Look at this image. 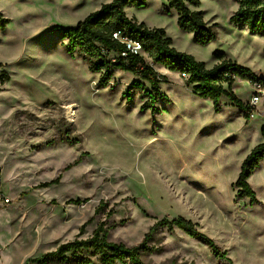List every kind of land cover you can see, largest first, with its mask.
<instances>
[{"label": "rangeland", "instance_id": "obj_1", "mask_svg": "<svg viewBox=\"0 0 264 264\" xmlns=\"http://www.w3.org/2000/svg\"><path fill=\"white\" fill-rule=\"evenodd\" d=\"M110 1L0 0L9 19L0 25V174L12 200L0 207V264H27L92 236L100 224L110 240L137 245L156 221L179 216L196 222L229 259L180 229L160 228L144 261L264 264V160L249 178L256 201L234 186L243 160L264 140V93L247 117L227 97L216 110L193 93L186 74L158 64L166 98L154 107L143 109L151 86L135 84L141 80L131 72L111 67L102 85L105 70L94 72L88 58L69 52L60 27ZM238 7L237 0H201L205 21L217 24L208 44L180 28L167 0L127 10L164 28L178 50L208 67L219 50L264 75V35L230 22ZM234 91L248 105L255 88L237 78Z\"/></svg>", "mask_w": 264, "mask_h": 264}, {"label": "trees", "instance_id": "obj_2", "mask_svg": "<svg viewBox=\"0 0 264 264\" xmlns=\"http://www.w3.org/2000/svg\"><path fill=\"white\" fill-rule=\"evenodd\" d=\"M148 1L111 0L103 3L99 9L88 14L77 24L60 27L63 38L67 39L68 51L71 53L78 51L88 58L92 71L105 70L101 79L104 86L112 78L111 67L137 76L141 81H136L135 84L142 85V81L149 83L151 90H145L149 97L144 102L143 109L154 107L158 96L166 98L160 89V84L166 81V76L156 71L154 64H158L171 71L186 74L188 76L186 84L192 88L193 93L211 100L216 110L220 107L221 98L227 97L242 110H247L246 116L249 117V113L253 110L236 95L234 91L236 79L247 78L252 83L258 81L264 87V77L255 74L249 67L239 64L219 50L213 53L216 63L208 67L204 61L196 59L192 54L178 50L164 28H151L144 22L140 23L135 18L129 17L126 11L128 6L145 8L148 6ZM167 1L168 9L173 8L177 11L180 28L194 33L196 42L208 44L216 39L217 24H209L205 21L204 11L200 9L201 0ZM237 2L239 7L230 17V22L235 26H245L252 33L264 35V0H237ZM8 21L9 19L0 12V25L5 26ZM115 32H120L132 41L139 42L151 62L143 53L132 52L126 43L114 38ZM111 53L117 54L116 61L108 59ZM261 133L264 137V126ZM263 160L264 140L256 145L242 162L239 177L234 184L239 196H248L252 201L257 200L249 178ZM59 178L54 181H58ZM160 228L180 229L208 245L217 257L229 259L227 251L218 246L207 234L201 232L196 222L179 216L172 220L156 221L142 241L133 246L110 240L108 230L100 224L92 236L63 242L55 250L46 252L40 257H34L30 262L46 264L51 260H57L62 263L76 264H118L120 262L150 264L143 260L142 254L149 250L148 241ZM30 262L27 264H31Z\"/></svg>", "mask_w": 264, "mask_h": 264}, {"label": "built area", "instance_id": "obj_3", "mask_svg": "<svg viewBox=\"0 0 264 264\" xmlns=\"http://www.w3.org/2000/svg\"><path fill=\"white\" fill-rule=\"evenodd\" d=\"M113 36L114 38L126 43L128 49L131 50L132 52L139 53L140 50L142 49V45L139 42L132 41L128 37L122 35L120 32H115ZM252 84L255 88V92L253 93L251 100L248 102V105H249L248 107L250 108H253L258 105L260 97L264 93V87L260 82L254 81ZM11 202H12L11 198L4 191L2 187V178L0 174V207L7 206Z\"/></svg>", "mask_w": 264, "mask_h": 264}, {"label": "crops", "instance_id": "obj_4", "mask_svg": "<svg viewBox=\"0 0 264 264\" xmlns=\"http://www.w3.org/2000/svg\"><path fill=\"white\" fill-rule=\"evenodd\" d=\"M130 7H131V6H128V7L126 8L127 14H128V10H127V9H129ZM215 63H216V62H215ZM215 63H214V64H215ZM50 251H51V250H50Z\"/></svg>", "mask_w": 264, "mask_h": 264}, {"label": "bare ground", "instance_id": "obj_5", "mask_svg": "<svg viewBox=\"0 0 264 264\" xmlns=\"http://www.w3.org/2000/svg\"><path fill=\"white\" fill-rule=\"evenodd\" d=\"M74 111V110H73ZM72 110H70V113L73 112Z\"/></svg>", "mask_w": 264, "mask_h": 264}, {"label": "water", "instance_id": "obj_6", "mask_svg": "<svg viewBox=\"0 0 264 264\" xmlns=\"http://www.w3.org/2000/svg\"><path fill=\"white\" fill-rule=\"evenodd\" d=\"M264 77V75H262Z\"/></svg>", "mask_w": 264, "mask_h": 264}]
</instances>
